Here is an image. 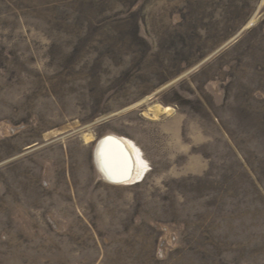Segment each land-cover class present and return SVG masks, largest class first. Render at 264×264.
<instances>
[{
  "label": "rangeland",
  "instance_id": "1",
  "mask_svg": "<svg viewBox=\"0 0 264 264\" xmlns=\"http://www.w3.org/2000/svg\"><path fill=\"white\" fill-rule=\"evenodd\" d=\"M0 264H264V0H0Z\"/></svg>",
  "mask_w": 264,
  "mask_h": 264
},
{
  "label": "bare ground",
  "instance_id": "2",
  "mask_svg": "<svg viewBox=\"0 0 264 264\" xmlns=\"http://www.w3.org/2000/svg\"><path fill=\"white\" fill-rule=\"evenodd\" d=\"M156 112L170 110L169 107L155 108ZM158 114V113H157ZM102 150L95 155V163L104 179L112 183L135 184L146 174L147 161L137 144L124 136H103ZM87 140L90 137H86ZM121 143V146L120 144ZM131 161V163H130ZM122 180V181H121ZM142 180V179H141Z\"/></svg>",
  "mask_w": 264,
  "mask_h": 264
},
{
  "label": "water",
  "instance_id": "3",
  "mask_svg": "<svg viewBox=\"0 0 264 264\" xmlns=\"http://www.w3.org/2000/svg\"><path fill=\"white\" fill-rule=\"evenodd\" d=\"M103 139H105V138H103V136L102 137H100V138H98V139H96L95 140V143H94V148H93V156L95 157V155H96V152H97V157L99 158V155H98V152H100V150H102V148H103V145H104V141H103ZM103 144V145H102ZM118 144H120V146H121V143H119L118 142ZM95 159V158H94ZM96 160V159H95ZM130 163H131V161H130ZM122 181V180H121Z\"/></svg>",
  "mask_w": 264,
  "mask_h": 264
}]
</instances>
